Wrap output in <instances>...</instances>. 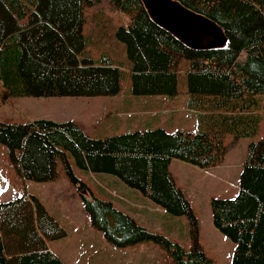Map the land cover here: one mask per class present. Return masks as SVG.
<instances>
[{
	"label": "trees",
	"instance_id": "obj_1",
	"mask_svg": "<svg viewBox=\"0 0 264 264\" xmlns=\"http://www.w3.org/2000/svg\"><path fill=\"white\" fill-rule=\"evenodd\" d=\"M104 0H0V97L114 96L128 74L134 95H178L182 61L188 108L197 130L163 127L92 137L75 121H0V144L15 175L54 179L58 165L77 187L90 224L113 246L161 245L174 264H216L200 243L197 219L169 171L172 159L201 169L222 164L226 139L247 138L233 198L210 199L212 222L234 244L232 264H264V136L256 95L264 94V0H176L214 21L223 47L192 49L156 24L141 0H107L129 16L113 37L124 67L88 49L84 9ZM244 53V57L241 58ZM73 167L106 173L173 216H186L190 248L148 230L111 201L95 196ZM64 231L38 199L24 192L0 202V264H64L46 243Z\"/></svg>",
	"mask_w": 264,
	"mask_h": 264
},
{
	"label": "rangeland",
	"instance_id": "obj_2",
	"mask_svg": "<svg viewBox=\"0 0 264 264\" xmlns=\"http://www.w3.org/2000/svg\"><path fill=\"white\" fill-rule=\"evenodd\" d=\"M85 33L94 58L106 52L114 62L128 67L124 46L113 37L119 26L129 22L107 0L94 7H86ZM244 57V53L241 58ZM188 61H182L178 75L179 93L167 95H134L130 92L128 74L121 80V90L114 96H9L0 97V121L23 123L34 119H51L57 122L81 120L92 137L163 127L167 131L197 130L198 113L188 108L184 73ZM1 88V87H0ZM2 89V88H1ZM260 103L257 110L261 119L252 138L264 136V94L256 95ZM227 151L221 165L201 169L195 165L172 159L169 171L177 187L182 189L197 219L199 243L216 264H232L234 244L212 222L210 199L233 198L238 189V175L245 155L247 138H227ZM7 149L0 144V202L24 192L38 199L47 213L62 228L64 235L47 239L49 249L64 264H174L167 251L159 244L144 241L126 247L111 245L103 234L91 226L83 209L77 187L58 165L57 176L49 181L24 180L15 175L7 158ZM97 197L111 201L119 210L132 216L148 230L161 234L171 241L190 248L189 224L186 216H173L155 205L137 189L130 188L116 177L106 173H91L73 167Z\"/></svg>",
	"mask_w": 264,
	"mask_h": 264
},
{
	"label": "water",
	"instance_id": "obj_3",
	"mask_svg": "<svg viewBox=\"0 0 264 264\" xmlns=\"http://www.w3.org/2000/svg\"><path fill=\"white\" fill-rule=\"evenodd\" d=\"M151 19L186 46L205 50L223 47L226 36L220 26L176 0H141Z\"/></svg>",
	"mask_w": 264,
	"mask_h": 264
},
{
	"label": "crops",
	"instance_id": "obj_4",
	"mask_svg": "<svg viewBox=\"0 0 264 264\" xmlns=\"http://www.w3.org/2000/svg\"><path fill=\"white\" fill-rule=\"evenodd\" d=\"M77 123H78L82 128H85V130L87 129V128H86L87 124H86L85 122L79 120ZM86 132H87V131H86Z\"/></svg>",
	"mask_w": 264,
	"mask_h": 264
}]
</instances>
